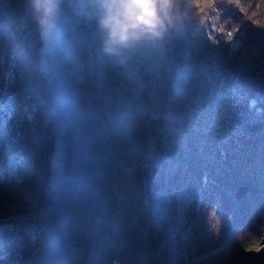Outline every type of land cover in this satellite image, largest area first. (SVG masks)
Here are the masks:
<instances>
[{
  "label": "trees",
  "instance_id": "obj_1",
  "mask_svg": "<svg viewBox=\"0 0 264 264\" xmlns=\"http://www.w3.org/2000/svg\"><path fill=\"white\" fill-rule=\"evenodd\" d=\"M155 20L166 34L164 61L179 77L162 109L169 143L146 168L152 257L144 264H161L160 256L229 264L264 211V0H172ZM67 42L62 15L44 27L32 0H0V264H29L58 244L77 259L63 264H88L93 250L98 211L81 234L66 226L69 217H27L52 205L56 162L80 161L76 90L85 69L66 58Z\"/></svg>",
  "mask_w": 264,
  "mask_h": 264
},
{
  "label": "rangeland",
  "instance_id": "obj_2",
  "mask_svg": "<svg viewBox=\"0 0 264 264\" xmlns=\"http://www.w3.org/2000/svg\"><path fill=\"white\" fill-rule=\"evenodd\" d=\"M159 5L157 3L155 8ZM158 30L162 33L160 39L133 46L119 60L103 54V33L100 31L91 46L95 57L83 70L82 81L76 90L80 161L77 168L56 162L54 167L60 168V175L50 189L53 203L43 213L47 217H69L66 226L81 234L83 223L91 215L89 205L81 202L90 198L91 193L80 185L78 176L96 171L100 196L95 204L97 228L93 230L96 235L88 264H105L101 256L107 255L112 245H115L112 258L116 257L119 248L122 249L123 264H144L152 257L146 241L147 199L143 195L146 178L143 177V181L142 176L158 157L159 147L169 143V138L161 139L160 136L162 109L175 99L174 89L179 77L171 73L174 65L164 61L166 34L160 25ZM70 45L67 42L65 50L69 61L75 59L73 54L84 50L76 46L70 49ZM136 61L140 66L135 65ZM155 68L159 69L158 80L151 77ZM203 69L199 66L195 71L204 74ZM62 95L66 102L73 104L71 94L64 91ZM185 97H188L187 93H180L179 99ZM110 126L114 131L108 135L106 129ZM250 221L258 223L254 235L239 256L228 260L229 264H264V211L262 220L252 216ZM55 232L60 234L61 228H55ZM69 236L66 233L64 240ZM68 251L61 244L50 246L37 259L46 264L47 258L64 256ZM76 260L69 253L66 262ZM159 260L161 264H168L163 256Z\"/></svg>",
  "mask_w": 264,
  "mask_h": 264
},
{
  "label": "clouds",
  "instance_id": "obj_3",
  "mask_svg": "<svg viewBox=\"0 0 264 264\" xmlns=\"http://www.w3.org/2000/svg\"><path fill=\"white\" fill-rule=\"evenodd\" d=\"M172 0H103L101 7L103 17L99 20V27L103 33V54L121 59L133 46L151 42L162 37L158 30L159 21L153 19L157 3L163 10ZM32 6L37 13L39 23L50 27L56 13L59 11L60 0H32ZM152 11H148L149 8ZM144 9V14L129 15L133 9Z\"/></svg>",
  "mask_w": 264,
  "mask_h": 264
},
{
  "label": "built area",
  "instance_id": "obj_4",
  "mask_svg": "<svg viewBox=\"0 0 264 264\" xmlns=\"http://www.w3.org/2000/svg\"><path fill=\"white\" fill-rule=\"evenodd\" d=\"M74 46L70 45V49L73 48ZM82 49V48H81ZM73 56L75 57V61L78 64L79 67H81L82 69H86V65L88 64L89 61H91L92 59H94L95 55L93 53V51L91 50V46L90 47H86L84 48L83 51H79L77 54H73ZM135 65L138 67L140 66V62L136 61ZM183 65V64H182ZM177 67V66H176ZM159 69L155 68L152 71V75L151 77L155 80L159 79V75H158ZM171 73L172 74H177V69L173 66L171 68ZM114 131L113 126H110L106 129V134H111ZM146 173L144 174V176H142V180L144 179L143 177L146 178V183L149 181L148 180V176L146 175L148 172L145 171ZM81 180L85 186V188L90 190V198H89V202H88V210L90 212H96L98 211L96 209V202L100 196V189L97 186L98 183V177L96 175V171L95 170H90L89 172L85 173L84 175H82ZM144 181V180H143ZM84 210V209H83ZM72 212V211H70ZM28 217L32 218L33 220H41L43 223H50L52 221L55 220H59L62 219L63 217L61 216H56V215H49L48 217L45 215V213L41 212L39 214H31ZM115 247H113L114 249ZM116 257L112 258V263L111 264H123V253H122V249L119 248L116 252H115ZM112 255V254H111ZM60 257V256H59ZM54 258V257H50L47 258V262L46 264H55V262L57 261V259L59 258ZM42 260L37 259L35 262H33V264H44L41 263Z\"/></svg>",
  "mask_w": 264,
  "mask_h": 264
},
{
  "label": "water",
  "instance_id": "obj_5",
  "mask_svg": "<svg viewBox=\"0 0 264 264\" xmlns=\"http://www.w3.org/2000/svg\"><path fill=\"white\" fill-rule=\"evenodd\" d=\"M103 0H94V3H92L90 6L78 8L74 11V15H79L82 17L84 23L87 25V33L85 37H82L79 33L75 34V39L70 38L68 34V28L72 27V20L71 18L64 17L62 15V24L64 27L65 35L68 40V42L72 46H76L79 48H85L90 47L93 45L95 38L100 33V27H99V20L104 15V10L101 7ZM61 13L63 11L62 6L60 7ZM148 11H152V8L150 7ZM144 14V9H133L132 12L129 13V15H141ZM154 19V17H153ZM114 245H112L105 258V264H108V259L112 253Z\"/></svg>",
  "mask_w": 264,
  "mask_h": 264
},
{
  "label": "snow or ice",
  "instance_id": "obj_6",
  "mask_svg": "<svg viewBox=\"0 0 264 264\" xmlns=\"http://www.w3.org/2000/svg\"><path fill=\"white\" fill-rule=\"evenodd\" d=\"M94 3V0H60V4L63 8L62 13L57 12L56 15H63L72 20V27L68 28V34L70 38L75 39V34L79 33L82 37H85L87 33V25L79 15H74V11L78 8L87 7Z\"/></svg>",
  "mask_w": 264,
  "mask_h": 264
},
{
  "label": "bare ground",
  "instance_id": "obj_7",
  "mask_svg": "<svg viewBox=\"0 0 264 264\" xmlns=\"http://www.w3.org/2000/svg\"><path fill=\"white\" fill-rule=\"evenodd\" d=\"M149 178L148 179H151L152 175L150 173H147L146 174ZM97 209V208H96ZM98 210V209H97Z\"/></svg>",
  "mask_w": 264,
  "mask_h": 264
}]
</instances>
